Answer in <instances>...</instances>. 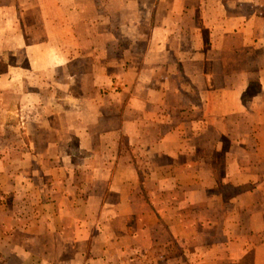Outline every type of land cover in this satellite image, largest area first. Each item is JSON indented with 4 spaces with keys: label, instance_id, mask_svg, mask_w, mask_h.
Returning <instances> with one entry per match:
<instances>
[{
    "label": "crops",
    "instance_id": "crops-1",
    "mask_svg": "<svg viewBox=\"0 0 264 264\" xmlns=\"http://www.w3.org/2000/svg\"><path fill=\"white\" fill-rule=\"evenodd\" d=\"M0 254L264 264V0H0Z\"/></svg>",
    "mask_w": 264,
    "mask_h": 264
},
{
    "label": "rangeland",
    "instance_id": "rangeland-1",
    "mask_svg": "<svg viewBox=\"0 0 264 264\" xmlns=\"http://www.w3.org/2000/svg\"><path fill=\"white\" fill-rule=\"evenodd\" d=\"M36 81H38L37 79H36ZM41 81V80H40ZM37 85H38V83H37ZM14 129L15 128H13V131H14ZM15 132V134L17 135V132L16 131H14ZM144 149H141V150H139V151H143ZM153 162L154 163H156V160L154 159L153 160ZM150 160L149 159H142V166H143V169L144 170H147V167L150 165ZM164 259H166V257L165 256H163L162 258H161V260H164ZM0 264H7V260L5 259V256L4 255H2V254H0ZM115 264H116V262H115Z\"/></svg>",
    "mask_w": 264,
    "mask_h": 264
}]
</instances>
